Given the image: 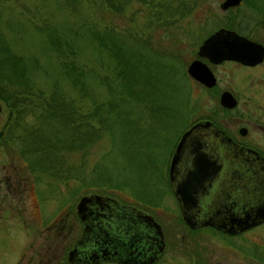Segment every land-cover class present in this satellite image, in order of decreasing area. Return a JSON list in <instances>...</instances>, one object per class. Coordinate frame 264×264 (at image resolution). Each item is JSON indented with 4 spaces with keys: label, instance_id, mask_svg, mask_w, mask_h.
<instances>
[{
    "label": "trees",
    "instance_id": "trees-1",
    "mask_svg": "<svg viewBox=\"0 0 264 264\" xmlns=\"http://www.w3.org/2000/svg\"><path fill=\"white\" fill-rule=\"evenodd\" d=\"M127 1H82L94 5V10L90 15L92 19L88 18L90 24L76 30L66 24L53 29L42 19L40 24H33L30 18L21 20L24 24L28 22L45 40V55L55 61L58 76L50 75L48 66L38 62L37 56L22 55L11 48L12 34L16 32L10 30L14 27L10 17L11 35L0 31V104L3 110L0 148L16 156L25 171L34 174L36 181L44 179L45 187L38 190L43 199L49 195L64 198L67 190L60 193V189H67L70 182L76 185L60 203L70 201L85 188L149 187L150 170L154 165L139 146L144 133L151 130L146 125L159 126L165 121L166 128H173L180 116L178 109L182 103L168 94L172 88L176 89L171 75L176 69L173 61L180 62V56L164 50L149 35L137 38L134 32L125 34L117 31L113 24L102 21L103 14L116 15ZM140 1L145 3L146 0ZM174 1H178L176 8L169 0L165 4L151 0V18L155 21L162 16L169 18L175 11L183 16L188 10L183 5L184 0ZM11 9L14 8L9 4V12ZM233 22L225 27L241 31L240 21ZM84 40L95 43L97 61L94 64L85 56L86 50L81 44ZM98 61L104 62L97 65ZM35 73L45 76L48 88L43 87L44 82V85L36 82ZM186 74L183 68L181 76L189 80ZM177 81L179 83V78ZM206 89L213 91V88ZM186 106L184 102L183 108ZM185 111L184 125L190 121L191 114L188 109ZM219 117L221 122L224 116L209 117L212 119L209 120L219 125ZM159 134L168 143L173 141V138H165L163 132ZM125 139L132 145L135 143L137 148L131 151L135 164L144 170L146 167L148 171L142 176H148L135 180L120 175V180L112 183L113 169L104 161L107 150L98 153L97 149L101 148V143L115 145L119 142L121 145ZM130 195L137 193L131 191ZM245 243L234 246L239 250ZM250 247L257 255L260 254L257 251H262L251 243Z\"/></svg>",
    "mask_w": 264,
    "mask_h": 264
},
{
    "label": "rangeland",
    "instance_id": "rangeland-1",
    "mask_svg": "<svg viewBox=\"0 0 264 264\" xmlns=\"http://www.w3.org/2000/svg\"><path fill=\"white\" fill-rule=\"evenodd\" d=\"M63 1L67 3L63 4L61 0H0V31L8 36L11 35V31L16 32L13 33L14 37L12 34L11 48L22 55L37 56L38 62L48 66L49 74L56 76L58 74L55 61L45 55L47 48L45 40L28 22L24 24L21 20L30 18L33 24H40L41 19L46 20L45 22H48L49 27L53 29L66 24L73 26L76 30L81 29V25L90 24L88 18L92 19L90 15L94 10V5L82 2L84 0ZM159 1H163L161 4H165L168 0ZM169 1H171V6L176 8L178 1ZM221 1L184 0L183 5L188 10L183 16L179 15V11H173L172 17L164 18L162 16L157 21L151 18V10H153L149 7L151 0H146L145 3L140 0H128L116 15L109 13L102 15V21L113 24L117 31L125 34L134 32L133 34L137 38L149 35L152 41L160 43L159 45L167 52H176L180 56L179 60L182 61H173L174 64L172 63L177 69L171 75L176 89L172 88L168 93L169 96L174 95L177 102L182 103L178 109L180 116L174 123L172 122L173 128H166L165 121H162L159 126L149 123L146 126L151 130H145L144 140L139 142L141 150L138 149V151H142L157 166L163 164L162 167H164L166 165V151L171 144L161 138L160 131L163 132L165 138L174 139L178 137L179 131L188 124L209 120V117L213 118L214 116H224L221 122V117H219L218 124L232 136L243 138L264 148V64L252 70H243V67L234 62L210 65L217 78L216 87H214L215 85L214 88L212 87L213 91H209L190 77L187 80L181 76L183 68L186 73L187 64L195 58L197 46L203 38L219 27L227 28L225 24L229 22L234 24L233 21H240L242 28L240 33L252 35L258 31L257 34L264 36V32L259 31L260 25H258L264 12V0H241L240 6L232 11L220 9ZM9 4L14 8L10 12ZM160 7L156 6L157 9L163 11ZM9 17L11 25L14 24L13 29L10 28L11 31L9 30ZM81 44L86 50V58L94 64L97 61V55L94 52L95 43L84 40ZM161 61L171 62L167 59ZM100 62H96L97 65ZM34 77L37 83L44 85V82L46 84L44 75L35 73ZM46 86L48 85L43 87ZM224 89L238 96V106L233 111L225 110L218 104V94ZM184 102L187 104L185 108H183ZM186 109L191 111V114H189L190 121L184 125ZM2 121L3 110L0 104V126ZM239 126L247 127L244 136L238 134ZM130 142L129 139H125L121 145L119 142L115 145L107 142V144L101 143V148L97 149L98 153L105 148L107 150L104 161L106 166L113 169L112 183L119 181L121 177L118 176L120 175L137 178V180L148 176L146 174L142 176L148 171L146 167L144 170L135 164L136 161L131 151L136 150L137 147L135 143L132 145ZM120 151L124 156H121ZM36 183H39L40 186ZM44 183V179L36 181L33 173L25 171L16 156H10L3 148H0V264H65L62 258H57V256H61L59 254L61 240H49V238L45 240L44 238L51 236L53 231L49 230L47 226L57 227L58 224L60 226L64 224L63 232L65 234L69 232L74 226L69 211L73 209L81 196L90 191V188L81 189L70 201L60 203L61 199L65 200L66 194L75 187L76 182H70L67 189H60V193L67 190L64 198L58 195L55 197L49 195L46 199L41 198L38 194V190H41L42 186L45 187ZM139 187H119L123 189L119 192L120 196L129 197L131 191L135 192L131 188ZM44 192L46 193L45 188ZM55 233L57 235L56 231ZM244 236L246 239L243 241L246 240L262 249V251L259 250L261 253L258 257L263 258L260 261L264 264V225L253 227L244 233ZM219 237L218 234L207 230L192 232L190 234L189 259L185 253L182 254V250L174 249L173 254L176 261L185 264H259L256 260L244 255L247 253L244 250H247L246 243L236 250L227 244L224 245ZM240 240L242 241V239ZM62 242L64 243V241ZM249 252H251L250 249ZM253 254L255 253L253 252Z\"/></svg>",
    "mask_w": 264,
    "mask_h": 264
},
{
    "label": "flooded vegetation",
    "instance_id": "flooded-vegetation-1",
    "mask_svg": "<svg viewBox=\"0 0 264 264\" xmlns=\"http://www.w3.org/2000/svg\"><path fill=\"white\" fill-rule=\"evenodd\" d=\"M240 4L241 0L239 5L225 10L232 11ZM263 16L264 12L258 23L261 32H264ZM240 32L237 33L264 48V36L257 34L258 31L252 35ZM201 60L211 72V66L223 62H234L243 70H252L264 64V55L260 62L253 65L233 60H222L217 64H211L205 58ZM216 84L215 77L213 86L216 87ZM230 93L236 100L235 105L222 108L233 111L238 106V96ZM204 121H209L211 126L193 129L197 121L179 131L178 137L168 145L166 167L153 162L149 187L131 188L136 196H120L121 188H90L69 211L74 223L69 232H63L64 224L47 226L53 231H50L51 236L44 237L45 240H61V256L57 258H62L65 264H185L176 261L174 249L182 250V254L185 253L189 259L190 234L206 230L218 234L224 245L238 250L234 245L244 242V233L264 225V219H256V209L264 204V148L232 136L210 120ZM246 131L245 126L237 129L240 136H244ZM217 132L228 137L231 144L221 143ZM184 135L186 137L173 161ZM232 145L256 153L259 159L254 154L249 156L247 151L238 153ZM242 165L248 171L235 177L233 169ZM222 183L230 186H222ZM239 185H245L246 191L239 189ZM244 217L256 222L241 231L226 230L233 228ZM246 248L244 255L259 264L263 263L258 260L262 257L253 254L247 241Z\"/></svg>",
    "mask_w": 264,
    "mask_h": 264
},
{
    "label": "water",
    "instance_id": "water-1",
    "mask_svg": "<svg viewBox=\"0 0 264 264\" xmlns=\"http://www.w3.org/2000/svg\"><path fill=\"white\" fill-rule=\"evenodd\" d=\"M239 3L240 0H222L219 4V8L225 10L228 7L237 6L239 5ZM262 23L264 24V16L262 18ZM195 55L196 57L187 64L186 73L190 78H192L196 82L202 84L207 88H210L215 84V77L210 71L207 64L204 63L201 58H205L207 62L211 64H217L222 60H233L244 65H253L262 60L264 55V48L258 42L252 41L247 37L238 34L232 29L219 27L210 34H208L201 41V43L197 47ZM218 102L224 108H232L235 105L236 100L229 91L224 90L219 94ZM209 126H211L209 121H198L194 124L193 129H200L202 127L207 128ZM185 137L186 135H184L179 141V144L173 156V161L175 159L178 147L181 145ZM217 139L221 143L231 144L230 139L220 132H217ZM232 146L233 148H236L238 150V153L240 154L243 151H247V154L249 156L251 154H254V152L250 150L237 148L234 147V145ZM228 157L231 158L230 154H228ZM254 157L256 159H259L256 153L254 154ZM246 171L248 170H246L245 166L242 165V167L239 166L238 168L236 167V169H233L232 174L237 177L239 176V173ZM226 184L222 183V186H230L229 184ZM238 188L246 191L245 185H239ZM257 218L259 220L264 219V204L256 209V219ZM255 222L256 221L252 219H247L244 217L239 219V222H236L234 227L232 226L233 228H229L226 230L231 232L241 231Z\"/></svg>",
    "mask_w": 264,
    "mask_h": 264
}]
</instances>
